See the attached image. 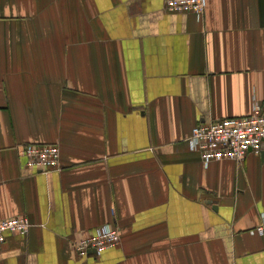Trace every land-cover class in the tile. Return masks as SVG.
I'll return each mask as SVG.
<instances>
[{
  "label": "crops",
  "instance_id": "obj_1",
  "mask_svg": "<svg viewBox=\"0 0 264 264\" xmlns=\"http://www.w3.org/2000/svg\"><path fill=\"white\" fill-rule=\"evenodd\" d=\"M264 105V0H0V264H264V145L205 165L195 127ZM57 145L58 171L18 149ZM121 235L102 255L77 245Z\"/></svg>",
  "mask_w": 264,
  "mask_h": 264
},
{
  "label": "built area",
  "instance_id": "obj_2",
  "mask_svg": "<svg viewBox=\"0 0 264 264\" xmlns=\"http://www.w3.org/2000/svg\"><path fill=\"white\" fill-rule=\"evenodd\" d=\"M207 0H165L171 13L192 14L199 19L205 14ZM192 151L198 153L207 166L216 161L241 163L249 154L259 155L264 145V105L255 104L253 112L245 118H231L201 124L195 127L188 141ZM18 154L30 168L58 171L61 167V149L57 145H29L20 147ZM32 229L28 218L21 217L0 222V248L7 234L27 237ZM264 236V227L257 230ZM121 243L117 229L103 227L77 245L79 256L85 258L93 250L97 255L116 248Z\"/></svg>",
  "mask_w": 264,
  "mask_h": 264
}]
</instances>
